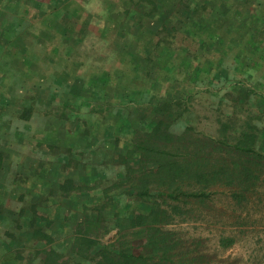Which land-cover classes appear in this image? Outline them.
Returning a JSON list of instances; mask_svg holds the SVG:
<instances>
[{"label":"rangeland","instance_id":"374dc122","mask_svg":"<svg viewBox=\"0 0 264 264\" xmlns=\"http://www.w3.org/2000/svg\"><path fill=\"white\" fill-rule=\"evenodd\" d=\"M159 119L212 136L249 121L264 155V0H0V218L21 216L0 220V237L21 264L48 247L61 264H95L156 207L122 186L117 154ZM258 170L240 199L219 189L171 216L166 228L203 242L199 264H264ZM71 178L80 190L61 191ZM80 223L99 242L86 258L71 246Z\"/></svg>","mask_w":264,"mask_h":264},{"label":"trees","instance_id":"16d2710c","mask_svg":"<svg viewBox=\"0 0 264 264\" xmlns=\"http://www.w3.org/2000/svg\"><path fill=\"white\" fill-rule=\"evenodd\" d=\"M221 125V133L212 136L190 127L179 132L171 123L159 119L150 130L140 133L123 155L117 154L127 165L126 182L122 186L136 198L146 199L156 194L158 199L156 207L146 214L135 213L128 221L129 227L118 230L115 241L98 251L100 258L95 264L202 263L203 242L200 238L185 239L176 230L166 228L171 216L193 212L188 205H204L219 189H226L234 199H240L244 183H252L258 177V169L264 167V155L256 149V125L247 121L238 131ZM4 153L3 148L0 165ZM130 161L135 164L130 165ZM80 188L73 178L59 185L63 192ZM129 230H133L132 234ZM74 231L72 249L86 258L99 242L82 223ZM36 235L46 243L52 241L40 230ZM43 261L61 264V255L48 247Z\"/></svg>","mask_w":264,"mask_h":264},{"label":"crops","instance_id":"0c3cea01","mask_svg":"<svg viewBox=\"0 0 264 264\" xmlns=\"http://www.w3.org/2000/svg\"><path fill=\"white\" fill-rule=\"evenodd\" d=\"M151 1H153V0H151ZM2 168H3V164L0 165V169H2ZM5 200H6V193H4L3 195L0 196V212H3V211H5L7 209ZM12 213H13L12 216L15 217V218L13 217L15 219V222H14V219H12L11 217L8 218L7 221H10V219H12V221H10V222L11 223L12 222L16 223L18 220L21 219L20 213L19 214H18V212H16V214L14 212H12ZM30 217H33V216H30ZM25 219L29 220V221L31 220V218H29V217H26ZM0 220L2 221V223L3 222L4 223L7 222L6 221V217H4V219L0 218ZM13 227L17 228V226H15V225H13ZM24 228L26 229V228H29V227L24 226ZM10 230L13 231L12 229H10ZM3 234H4V231H3L2 235ZM5 237H6L5 235H4V237H0V264H21V261H20L21 257L19 256L21 254H20V252L18 250L19 248L16 247V245L13 244L14 242H12V240L16 242V239H11V240H8V241L5 240L6 242L2 241V239H4ZM34 238H35V236H34ZM45 243H46V241H45ZM46 244H48V243H46ZM37 254L39 255V251L37 252ZM40 256L41 257L36 256L40 261H37L36 257H35V260L37 262H40V264H45L44 261H43V255H40ZM41 259H42V261H41Z\"/></svg>","mask_w":264,"mask_h":264}]
</instances>
